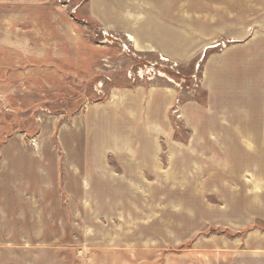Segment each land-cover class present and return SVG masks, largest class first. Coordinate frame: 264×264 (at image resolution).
<instances>
[{
    "label": "rangeland",
    "instance_id": "374dc122",
    "mask_svg": "<svg viewBox=\"0 0 264 264\" xmlns=\"http://www.w3.org/2000/svg\"><path fill=\"white\" fill-rule=\"evenodd\" d=\"M0 264H264V0H0Z\"/></svg>",
    "mask_w": 264,
    "mask_h": 264
},
{
    "label": "crops",
    "instance_id": "0c3cea01",
    "mask_svg": "<svg viewBox=\"0 0 264 264\" xmlns=\"http://www.w3.org/2000/svg\"><path fill=\"white\" fill-rule=\"evenodd\" d=\"M98 1V3H105V2H107V1H109L110 2V0H97ZM111 1H116V0H111ZM119 2H128V3H142V2H148V0H119ZM145 42H148V40H146Z\"/></svg>",
    "mask_w": 264,
    "mask_h": 264
},
{
    "label": "bare ground",
    "instance_id": "6f19581e",
    "mask_svg": "<svg viewBox=\"0 0 264 264\" xmlns=\"http://www.w3.org/2000/svg\"><path fill=\"white\" fill-rule=\"evenodd\" d=\"M130 36V35H129ZM129 40H132V38L131 37H129ZM162 60H165L164 58H161Z\"/></svg>",
    "mask_w": 264,
    "mask_h": 264
}]
</instances>
